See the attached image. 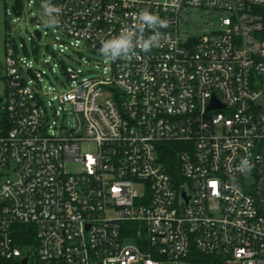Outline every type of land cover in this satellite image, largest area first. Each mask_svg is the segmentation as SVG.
<instances>
[{
    "label": "built area",
    "instance_id": "2783aa9c",
    "mask_svg": "<svg viewBox=\"0 0 264 264\" xmlns=\"http://www.w3.org/2000/svg\"><path fill=\"white\" fill-rule=\"evenodd\" d=\"M35 2L32 21L55 19L102 60L84 76L62 66L68 85L45 101L44 70L6 37L0 264H264V0ZM143 10L167 21L160 46L103 55L121 31L134 45L153 34ZM65 105L72 120H51Z\"/></svg>",
    "mask_w": 264,
    "mask_h": 264
},
{
    "label": "rangeland",
    "instance_id": "374dc122",
    "mask_svg": "<svg viewBox=\"0 0 264 264\" xmlns=\"http://www.w3.org/2000/svg\"><path fill=\"white\" fill-rule=\"evenodd\" d=\"M13 3L14 0H0V60L4 59L6 37L12 36L17 45L20 42H25L27 49L30 51L29 54L21 47H19L18 53L26 55L29 60H32L37 69L44 70L41 82L44 90L49 92L44 94L45 101L49 99L50 95L59 93L68 85L67 74L62 66L67 65L79 69L81 72L80 76L90 75L94 72V69H98L99 66L96 67L95 64L102 60V56L99 53L84 48L82 44L79 48L70 45L71 37L55 30L54 24L50 23L45 15L41 14L39 20L30 21L29 17L35 13L38 5L35 0H20L17 11L14 10ZM205 12L201 10L191 11V21L195 24L206 22ZM6 18H9V25H6ZM12 19H14L13 22ZM195 27L191 25V28L194 29ZM35 28L42 32V36L39 39L31 38L29 31ZM55 36H60L65 40L61 46L63 51L59 55L52 52V50L59 48ZM4 87L3 72L0 71V96L4 95ZM54 105L58 107L56 100ZM48 108L51 120L56 119L66 123L70 122L74 115L70 105H65L64 110L60 108L56 117L52 114L51 107L48 106ZM80 148L82 152H93L96 150V144L93 141H82ZM64 167L68 172L81 170V164L78 162H66ZM136 189L143 191V187L140 184H136ZM186 264L190 263L186 262Z\"/></svg>",
    "mask_w": 264,
    "mask_h": 264
},
{
    "label": "clouds",
    "instance_id": "9594fccd",
    "mask_svg": "<svg viewBox=\"0 0 264 264\" xmlns=\"http://www.w3.org/2000/svg\"><path fill=\"white\" fill-rule=\"evenodd\" d=\"M58 11V10H57ZM138 20L140 24L138 25L143 31L146 27L152 28L153 34L147 39L140 41L138 44L134 45L132 42V34L129 32L127 35L123 34V31L116 36L102 44L101 52L106 57L113 60L121 59H131L136 55V49L147 52L154 47H159L162 40V34L159 29L167 26V21L160 18L158 15L149 12L148 10H143L138 15ZM55 19L51 20L50 23H55Z\"/></svg>",
    "mask_w": 264,
    "mask_h": 264
},
{
    "label": "trees",
    "instance_id": "16d2710c",
    "mask_svg": "<svg viewBox=\"0 0 264 264\" xmlns=\"http://www.w3.org/2000/svg\"><path fill=\"white\" fill-rule=\"evenodd\" d=\"M20 5V0H14L13 8L17 11L18 7ZM6 25H8L6 21ZM211 262V257L204 256L201 254L194 253L192 258L190 259V264H205Z\"/></svg>",
    "mask_w": 264,
    "mask_h": 264
},
{
    "label": "water",
    "instance_id": "95a60500",
    "mask_svg": "<svg viewBox=\"0 0 264 264\" xmlns=\"http://www.w3.org/2000/svg\"><path fill=\"white\" fill-rule=\"evenodd\" d=\"M33 18H34L33 15L30 16V17H29L30 21H32ZM34 33H35V35H36V38H39V36H40V31H39V29L35 28V29H34ZM22 264H26V258H23V260H22Z\"/></svg>",
    "mask_w": 264,
    "mask_h": 264
}]
</instances>
